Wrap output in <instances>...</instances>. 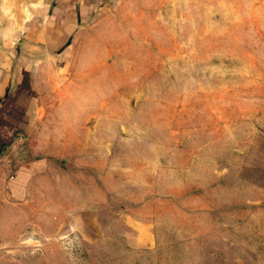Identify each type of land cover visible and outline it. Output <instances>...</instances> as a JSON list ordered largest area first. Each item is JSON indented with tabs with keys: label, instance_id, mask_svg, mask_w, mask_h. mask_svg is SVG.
Listing matches in <instances>:
<instances>
[{
	"label": "rangeland",
	"instance_id": "374dc122",
	"mask_svg": "<svg viewBox=\"0 0 264 264\" xmlns=\"http://www.w3.org/2000/svg\"><path fill=\"white\" fill-rule=\"evenodd\" d=\"M91 19L37 61L16 148L41 164L0 204V264H264V0Z\"/></svg>",
	"mask_w": 264,
	"mask_h": 264
},
{
	"label": "crops",
	"instance_id": "0c3cea01",
	"mask_svg": "<svg viewBox=\"0 0 264 264\" xmlns=\"http://www.w3.org/2000/svg\"><path fill=\"white\" fill-rule=\"evenodd\" d=\"M107 2L0 0V204L24 203L32 175L41 164L20 161L16 148L38 119L31 92L37 65L61 57Z\"/></svg>",
	"mask_w": 264,
	"mask_h": 264
}]
</instances>
